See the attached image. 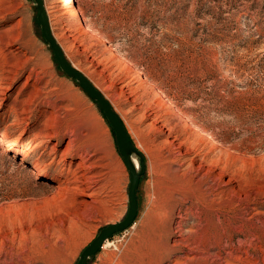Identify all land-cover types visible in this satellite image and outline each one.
Returning a JSON list of instances; mask_svg holds the SVG:
<instances>
[{
	"label": "rangeland",
	"instance_id": "1",
	"mask_svg": "<svg viewBox=\"0 0 264 264\" xmlns=\"http://www.w3.org/2000/svg\"><path fill=\"white\" fill-rule=\"evenodd\" d=\"M44 1L144 157L135 222L88 264H148L141 247L158 264H264V0H75L76 18L68 0ZM37 13L0 0V264H76L126 216L130 172ZM190 164L197 196L155 190L162 166Z\"/></svg>",
	"mask_w": 264,
	"mask_h": 264
},
{
	"label": "water",
	"instance_id": "2",
	"mask_svg": "<svg viewBox=\"0 0 264 264\" xmlns=\"http://www.w3.org/2000/svg\"><path fill=\"white\" fill-rule=\"evenodd\" d=\"M38 13L37 20L41 26L42 36L50 46L54 58L56 59L60 69L67 76L75 79L84 89L88 96L96 101L99 108L105 114L108 122L113 128L117 146L123 160L130 172V182L128 188L129 209L126 216L117 222H113L103 227L97 236L82 250L76 264H88L89 259L94 256L100 248L115 234L126 230L134 222L138 215V188L140 180L145 171L144 157L140 150L134 144L130 133L123 121L115 110L112 102L106 95L94 84V82L79 68H77L66 55L62 45L54 35L51 27L49 15L44 0H34ZM133 156L140 159L136 165ZM137 158V157H136Z\"/></svg>",
	"mask_w": 264,
	"mask_h": 264
},
{
	"label": "bare ground",
	"instance_id": "3",
	"mask_svg": "<svg viewBox=\"0 0 264 264\" xmlns=\"http://www.w3.org/2000/svg\"><path fill=\"white\" fill-rule=\"evenodd\" d=\"M67 13L69 14V16L71 18H76L78 16V9L76 7V1L75 0H68L67 2ZM54 35L57 36V34H55L54 32ZM58 41H59V38H58ZM77 68H80L78 66V64H76L75 62L73 63ZM81 70V69H80ZM87 74V73H86ZM93 80V79H91ZM96 85H98L95 81H93ZM106 97L109 98V95L107 93H105ZM152 113V112H151ZM150 115V114H149ZM148 116V115H147ZM122 118V117H121ZM173 125V124H172ZM181 126V125H180ZM127 127V126H126ZM165 144H169L170 145H174V143L171 141V140H166L165 141ZM178 146V145H177ZM71 148H72V141L69 142V145L68 147L66 148L65 152H64V155H68L71 151ZM179 149V148H178ZM190 149V148H189ZM201 149V148H200ZM189 151V150H188ZM185 152V151H184ZM187 152V151H186ZM169 154V153H168ZM180 154V153H179ZM183 155V154H182ZM179 156V155H178ZM171 157V156H169ZM175 158V156H173ZM177 157V155H176ZM187 158V157H186ZM133 159H134V162L136 163V165H138V161H137V158L135 156H133ZM172 159V158H171ZM178 159V158H177ZM185 159V158H184ZM189 159V158H188ZM187 159V160H188ZM170 160V159H169ZM173 160V159H172ZM175 160V159H174ZM173 160V162H175ZM167 161V160H165ZM177 161V160H176ZM185 161V160H184ZM179 162V160H178ZM81 163V162H80ZM183 163V162H181ZM185 163V162H184ZM191 163V162H190ZM202 164V163H201ZM86 165V164H85ZM183 165V164H182ZM200 165V164H199ZM81 166V165H80ZM188 167V165H187ZM186 167V168H187ZM185 168V169H186ZM184 169V168H183ZM166 171V172H165ZM184 171V170H183ZM197 171V170H196ZM162 174H160V176H158V178L156 179V183H155V190L157 191L160 184H164L166 187H170L172 189H175L176 191L180 190V189H184L186 190L189 194H191L192 196H197V192L200 190V186H201V182H203V179H204V175L202 176V178L200 177V179H198V181H195L194 180V166H190L184 171V172H180L179 168H169V166H162ZM74 174V173H73ZM196 175V174H195ZM77 178V176H76ZM206 178V177H205ZM82 181V180H81ZM80 182V181H79ZM84 182V181H83ZM92 182V181H91ZM81 183V182H80ZM85 183V182H84ZM87 184V183H86ZM81 185V184H79ZM90 185V183H89ZM73 186V185H72ZM91 186V185H90ZM60 187V186H59ZM62 187V186H61ZM79 187V186H78ZM82 187V186H81ZM89 187V186H88ZM77 188V186H76ZM86 188V187H84ZM74 189V188H73ZM78 190V188H77ZM82 190V188H81ZM90 190V189H89ZM83 193H86V189H83L82 190ZM82 193V192H81ZM92 191L90 193H88L90 196H92ZM79 194V193H78ZM184 198H185V195H183ZM95 198V197H94ZM156 198V197H154ZM157 235L156 231L153 230L151 233H150V237L152 238V240L154 239V237ZM109 241H107L105 244H107ZM155 248V247H154ZM155 250V249H154ZM141 251V255L140 257H143L145 258V256H149L150 260L146 263L148 264H158V262L163 259L162 256H159L160 259H158L159 257H154L152 254V252H149V250L147 248H142L140 249ZM164 251V250H163ZM152 255V256H150ZM152 259H155L156 261L152 260ZM143 263V262H142Z\"/></svg>",
	"mask_w": 264,
	"mask_h": 264
},
{
	"label": "trees",
	"instance_id": "4",
	"mask_svg": "<svg viewBox=\"0 0 264 264\" xmlns=\"http://www.w3.org/2000/svg\"><path fill=\"white\" fill-rule=\"evenodd\" d=\"M102 111V110H101ZM103 113V112H102ZM103 115H104V113H103ZM105 116V115H104Z\"/></svg>",
	"mask_w": 264,
	"mask_h": 264
}]
</instances>
